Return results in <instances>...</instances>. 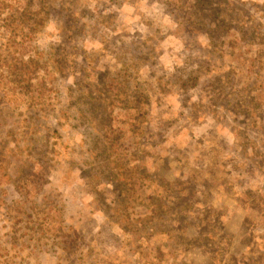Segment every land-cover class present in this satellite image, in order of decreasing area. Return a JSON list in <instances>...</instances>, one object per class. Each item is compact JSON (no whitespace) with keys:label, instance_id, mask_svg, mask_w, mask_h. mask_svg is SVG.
Wrapping results in <instances>:
<instances>
[{"label":"rangeland","instance_id":"rangeland-1","mask_svg":"<svg viewBox=\"0 0 264 264\" xmlns=\"http://www.w3.org/2000/svg\"><path fill=\"white\" fill-rule=\"evenodd\" d=\"M0 264H264V0H0Z\"/></svg>","mask_w":264,"mask_h":264}]
</instances>
